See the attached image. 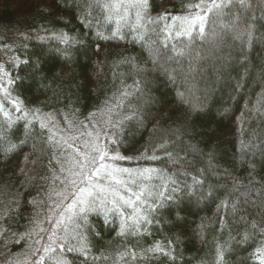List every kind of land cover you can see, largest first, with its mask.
Segmentation results:
<instances>
[{"label":"trees","instance_id":"trees-1","mask_svg":"<svg viewBox=\"0 0 264 264\" xmlns=\"http://www.w3.org/2000/svg\"><path fill=\"white\" fill-rule=\"evenodd\" d=\"M215 5L0 0V264H264V0Z\"/></svg>","mask_w":264,"mask_h":264},{"label":"rangeland","instance_id":"rangeland-1","mask_svg":"<svg viewBox=\"0 0 264 264\" xmlns=\"http://www.w3.org/2000/svg\"><path fill=\"white\" fill-rule=\"evenodd\" d=\"M71 128L73 130L68 132V134H61L63 142L69 144L70 160L67 168L68 174H66L63 179H59V182L62 184L57 185L53 194L54 196L57 195L61 197L57 202L59 203L74 192V195H72L70 199L71 201L65 207L66 210L64 209L65 211L61 213L62 215H65L75 207H82L83 204L80 205L79 202L85 201L86 186L92 185L94 189L99 188V185H95L97 184L95 179L101 177L103 172H110L109 167L105 166V164L97 166L100 153L96 137L93 134V136H89L88 133H83V129L77 128V126L75 128L71 125ZM93 164L96 165L91 169ZM90 188L91 187H89V189ZM108 188L111 190L113 189L109 185ZM61 219H63V216Z\"/></svg>","mask_w":264,"mask_h":264},{"label":"snow or ice","instance_id":"snow-or-ice-1","mask_svg":"<svg viewBox=\"0 0 264 264\" xmlns=\"http://www.w3.org/2000/svg\"><path fill=\"white\" fill-rule=\"evenodd\" d=\"M213 4H214V6H216L215 0H213ZM197 7H198V5H197ZM194 19L200 21V23H201L200 31L203 32L204 31V28H203L204 17L203 16H197Z\"/></svg>","mask_w":264,"mask_h":264}]
</instances>
